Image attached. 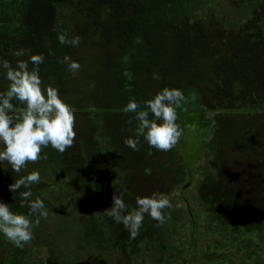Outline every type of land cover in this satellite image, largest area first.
<instances>
[{
	"label": "trees",
	"instance_id": "1",
	"mask_svg": "<svg viewBox=\"0 0 264 264\" xmlns=\"http://www.w3.org/2000/svg\"><path fill=\"white\" fill-rule=\"evenodd\" d=\"M73 1L0 0V60L7 59L14 68L20 60L29 61L31 69L30 56L43 54L39 67L45 89H58L79 110L92 105L105 111L108 135L128 172L130 191L121 194L128 209L136 205L137 196L171 191L180 181L179 161L176 146L170 151L150 147L135 114L120 109L130 100L143 106L165 87L180 89L185 96L183 87L192 86L206 107L227 110L216 117L214 140L221 188L214 186L210 192L224 204L229 199L242 204L248 217H264V111L244 110L264 106V1L238 30H229L202 19L168 23L164 12L177 0H78L81 18L68 35H78L81 43L72 47L59 43L56 29L57 3ZM15 22L17 31L8 27ZM18 50L25 54L17 57ZM86 51L98 58L92 71L87 70ZM65 56L81 65L84 86L78 98L69 86L67 66L59 62ZM9 83L0 64V92ZM81 124H75L76 146L81 144L99 175L115 177L116 162L102 154ZM128 137L139 140V151L125 145ZM229 169L234 171L227 173ZM16 179L12 168L0 169V186ZM112 204L111 197L107 209Z\"/></svg>",
	"mask_w": 264,
	"mask_h": 264
},
{
	"label": "rangeland",
	"instance_id": "2",
	"mask_svg": "<svg viewBox=\"0 0 264 264\" xmlns=\"http://www.w3.org/2000/svg\"><path fill=\"white\" fill-rule=\"evenodd\" d=\"M263 1L177 0L164 12V18L168 23L202 19L208 25L238 30ZM57 10L59 29L71 32L81 18L78 0L59 2ZM8 27L19 29L17 22ZM85 55L87 70L92 71L98 58L89 51ZM124 59L129 63L131 54ZM69 75V86L78 98L84 77L80 70L69 71ZM183 90L186 101L177 109V123L183 129L176 144L180 181L165 194L172 208L165 209L170 218L163 225L158 226L146 214L139 235L131 239L122 223L104 213L114 192L130 191L128 172L120 166L122 155L108 135L105 111L92 105L79 110L68 104L74 109L76 124L90 130L102 154L116 162L118 173L115 177L99 175L81 144L74 143L63 154L51 146L44 148L39 162L27 164L17 179L39 171L40 182L29 186L31 199L44 201L48 217L41 219L33 229V240L23 248L0 233V264H264V217H251L253 213L248 217L242 204L230 199L224 204L210 192L214 186L221 188L214 140L216 117L227 110L206 107L195 87L184 86ZM24 107H15L10 115ZM244 110L264 111V106ZM0 169L9 170L11 165L0 162ZM26 190L22 187L14 194L9 186H0V201L15 213L27 214L28 207L20 206V192ZM215 191L219 193L217 188ZM136 207L131 204L129 210Z\"/></svg>",
	"mask_w": 264,
	"mask_h": 264
},
{
	"label": "clouds",
	"instance_id": "3",
	"mask_svg": "<svg viewBox=\"0 0 264 264\" xmlns=\"http://www.w3.org/2000/svg\"><path fill=\"white\" fill-rule=\"evenodd\" d=\"M59 43L79 46L81 38H69L66 31L56 29ZM22 50L16 51L17 57L23 56ZM43 54L30 56L34 67L29 69V61L20 60L14 68L7 59L0 60L6 70V79L10 82L6 91L0 92V162H8L15 173H19L29 163H38L44 148L51 146L63 154L74 146L76 131V117L74 109L59 95L58 89L43 86L40 76V65L44 62ZM65 64L69 71H79L81 65L65 56L59 61ZM154 78L159 76L154 74ZM13 101L24 105L18 114L15 112ZM186 101L182 90L163 88L153 98L143 101V106L136 100H130L120 111L134 113L138 128L144 132V139L150 147L159 151H170L179 142L183 129L177 123V109ZM150 114L151 117L150 118ZM146 130V132H145ZM125 145L139 151V140L128 137ZM44 159H47L44 156ZM41 180L39 171H32L9 185V191L17 193L22 187L28 190L20 192L21 207H28L27 214H18L11 210V206L0 201V233L13 242L16 247L23 248L34 238L33 229L38 227L41 219H47L48 211L42 199L32 200L29 186L38 184ZM118 192V191H117ZM113 193V204L104 213L116 223H122L130 232V238L139 235L147 214L163 225L166 219L165 209L172 208L169 197L160 192H153L151 196L136 198L137 207L129 210L122 195ZM15 199V196H13ZM33 217L35 219H33Z\"/></svg>",
	"mask_w": 264,
	"mask_h": 264
}]
</instances>
